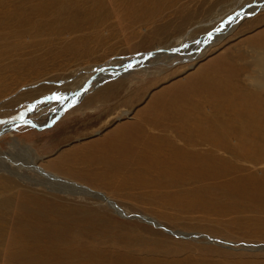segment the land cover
I'll return each instance as SVG.
<instances>
[{
  "label": "rangeland",
  "instance_id": "374dc122",
  "mask_svg": "<svg viewBox=\"0 0 264 264\" xmlns=\"http://www.w3.org/2000/svg\"><path fill=\"white\" fill-rule=\"evenodd\" d=\"M263 43L264 0H0V133L14 121L0 135V155L5 156L4 166L64 191L30 186L2 166L0 179L10 182L16 198L42 207V221L33 224L32 236L44 228L51 234L54 225L48 219L57 216L64 225L81 223L91 233L76 243L86 249V257L95 248L104 259L101 264H264V206L260 209L255 202L264 204V174L221 173L217 164L225 160L241 169L264 170V138L209 137L202 131L186 136L184 128L175 126L180 122L176 106L165 105L163 99L170 97L160 95L174 89L225 91L240 97L224 102L231 109L239 104L241 119L264 121V89L252 84L249 53L243 51L262 50ZM182 44L198 49L182 51ZM155 54L161 57L154 60ZM142 56L148 58L135 64ZM101 68L119 69L97 81L96 70ZM196 92L193 123L202 119V110L215 113L208 105L213 102H198ZM69 96H75L73 101H67ZM102 140L119 153L108 154ZM74 149L99 152L102 160L84 153L88 156L83 160L90 164L80 166L69 157L67 166L58 167L57 156L72 157ZM120 153L131 155L134 165L153 162L165 167L161 172L177 171L161 173L170 183L159 188L161 193H177L175 207L182 211L167 212L157 206L162 201L151 205L132 199L145 194L147 187L134 182L121 188L111 184L118 177L102 176L109 168L106 160H124ZM189 156L192 175L183 169ZM211 158L216 159L215 173L201 174L205 159ZM121 165L114 170L120 180L125 176ZM68 175L107 194L123 212L90 195L69 194L70 188H77L67 187ZM229 206L236 211L217 213Z\"/></svg>",
  "mask_w": 264,
  "mask_h": 264
},
{
  "label": "bare ground",
  "instance_id": "6f19581e",
  "mask_svg": "<svg viewBox=\"0 0 264 264\" xmlns=\"http://www.w3.org/2000/svg\"><path fill=\"white\" fill-rule=\"evenodd\" d=\"M254 8L255 7H253L249 11H253ZM243 15H245V14H243ZM222 26H224V25H222ZM217 31H219V29H217ZM215 35H217V34H215ZM202 40H203V38H200L201 42H202ZM206 40H207V38H206ZM200 41H199V44H200ZM186 46H187V44H184V45L182 44V48L184 47V49L182 51H188L189 49L191 50L192 48H195V47L197 48L196 44L189 45L187 48H186ZM166 54L169 56H172L170 53L166 52ZM257 56L258 57L262 56V54L258 53ZM151 57L154 60H158L161 56L160 55L156 56V54H155V55H152ZM145 58H148V57L147 56L138 57V59L135 60L134 62L136 64L137 61L140 62L142 59H145ZM164 58H166V57H164ZM133 63H130V64H133ZM109 69H112V70H109ZM118 69L113 70V68H107V69L101 68V70H96L97 73L95 75H97L98 77L95 76L96 77V79H95V77L93 76L94 78L92 77L91 79L92 80L93 79H95V80L99 79L97 81H101L102 80V79L100 80L101 77L107 79L108 78L107 72H109V71L115 72V71H118ZM259 70H260V73H262L264 71V63L260 66ZM254 80L255 81L252 82L253 85L264 89V77L263 76H260L259 78L254 79ZM85 87L86 86L84 85V88ZM80 90H81L80 92H83V89H80ZM72 98H75V96L74 97L69 96V98H67L68 99L67 101H69V99H70V101H73ZM64 100H65V98L62 99V101H64ZM64 105L65 104H63L62 106L58 105L57 108H59V107L63 108ZM27 123L31 124L29 122H27ZM8 124H10V125H8V127L1 129V133L8 132L11 125L14 124V121L9 122ZM135 127L136 126H133V128H135ZM1 133H0V135H1ZM102 142H103L102 144L106 145L105 151H107L108 154L110 153L111 155L114 156L115 153L112 149H110L108 147L107 141L102 140ZM119 145H123V143L119 141ZM178 153H180V152H178ZM178 155H181V153ZM4 158H5L4 155H0V170H4V169H2V166H3V168H5L4 171L8 175H11V173H13V175L16 179H19V180L23 181L24 183H26L30 186H33V187H35V186L43 187L41 185H44V187H50V189H52V191L64 192L62 189H58V188L54 187L50 181H44L42 179L41 180L35 179L34 177L29 176L28 174H26V173H24L18 169H11L7 166H4L5 165ZM112 158H113V161L106 160L108 162L109 168H107L106 173L105 172L102 173L103 174L102 176L107 174L108 177H110L112 175L118 177V178H112L113 182L111 181V184L112 185H119L121 188H123L128 184L127 177L121 176L123 178L120 180L118 172L114 171L116 168V165L123 164V160L120 156H115ZM95 159H97L99 161L102 160V156H100L99 152L97 154V158H95ZM103 160H105V159H103ZM74 161L77 164H80V166L82 164H86V163L90 164L89 161L86 162L80 156L75 157ZM93 164H96V163L93 162ZM121 166H123V165H121ZM37 169L40 173H42V175H45L47 177H53L48 172H46L40 168H37ZM120 169H122V168H120ZM13 175H11V176H13ZM68 176L69 177H67V181H70V183L67 184V187L70 188L69 186H71V187L77 188V190L70 188L68 190L69 194H71V195H74V194L90 195L91 197H94L95 199H101L108 207L117 211L118 213L121 214L123 212L122 209H120L118 206L115 207L113 205L111 200L108 198L107 194L99 192V190H97V191L93 190V189L89 188V186H85V184L84 185L81 184V182H78V179L80 177L77 175L76 176L68 175ZM124 177H125V179H124ZM134 178H138V180H139V177H137V176H135ZM117 179H119V181H117ZM56 180H57V182H60V183L63 182L64 183L63 179L62 180L56 179ZM109 180H111V178ZM199 181H200V179H199ZM9 184H10V182L8 180H5L4 178L0 179V264H101V262L104 261V259H101L97 256V254H96L97 251H93L95 248H92L90 250V252H91L90 255L88 257H86L84 255V251L86 249L80 248L79 245L76 243V239L79 236L91 234L90 232H88L84 229V227L81 223L76 225L72 221H70V222H68L67 225H64L63 224L64 219L62 217L56 216V218H54V219L49 217V219H48L49 223L54 225L53 226V232L51 234H47V228H44L42 231V234L33 237L32 233L35 231L33 224L35 222H37L39 219H41V221H42V216L44 215V213L42 212V207L41 206L37 207L34 204L30 205L25 200H18L16 198L17 193L9 190V186H8ZM100 184L105 185V186L108 185L107 181H101ZM136 184H138V183H136ZM203 187H201V188H203ZM196 190L198 191V189H196ZM206 190H208V189H206ZM250 191H251V189H250ZM252 192H250V193H252ZM200 193H202V192H200ZM177 198H179V197H177ZM183 202H188V199L186 201L184 200ZM183 202H182V204H183ZM192 202H194V200ZM255 202L261 205L260 209L263 208L262 207V206H264L263 202H260L258 199ZM190 203H191V201H190ZM186 205H188V204H185V206ZM232 210L236 211L235 207L229 206V207L217 210V213L224 214V213L231 212ZM139 217L147 223L153 224V225L161 227V228H165L161 224L155 222V220L150 218V217H147L144 215H142V216L140 215ZM136 218H138V217H136ZM27 219H30L31 222H27L26 221ZM26 227H27V229H26ZM176 234L181 235V233H178V232H176ZM208 240L212 241L214 243L216 242L215 239L212 237L208 238ZM41 245H43L44 247H41ZM102 263H104V262H102Z\"/></svg>",
  "mask_w": 264,
  "mask_h": 264
},
{
  "label": "crops",
  "instance_id": "0c3cea01",
  "mask_svg": "<svg viewBox=\"0 0 264 264\" xmlns=\"http://www.w3.org/2000/svg\"><path fill=\"white\" fill-rule=\"evenodd\" d=\"M262 44V43H261ZM264 44V43H263ZM245 53H249L248 56L250 57V66L249 68V72L253 73V78L257 79L260 76L264 77V71L262 73H260V66L264 63V49L256 51L255 49L251 48L250 50H243ZM259 54H262V56H257ZM248 65V63H247ZM219 67V66H218ZM220 68V67H219ZM247 68V67H246ZM225 69V68H224ZM222 70V69H221ZM173 90V89H171ZM193 91L196 92L195 89H182L181 91L177 90H173V91H169V92H165L162 91V93L160 95L164 96V95H168L170 98L169 99H163V102L165 105H167V102H170L171 105L176 106L177 110H176V119H178L180 122L176 123V127H178L179 129L184 128L183 132L184 135L186 136H192L193 131L194 132H198V131H202L203 133L205 132L209 137H219V138H235V137H241V136H246V137H252V138H264V135H259V134H263L264 131H260V130H252V129H263L264 128V121H258V120H252V119H241L240 118V105L236 104V108L235 109H231L228 108L227 105L225 104L224 100H238V98H240L239 96H237L236 94H232L229 93L227 94L225 91H218V90H208V91H199L197 89V94L198 96H204L201 98H197V101H202V100H206L207 104L210 102H213L211 104H208L211 108H215V113H211V112H206V111H200V117L202 119L196 121V123L192 122V114L194 112V104H193V98H194V94ZM217 104H214V103ZM240 103V102H239ZM169 105V104H168ZM223 108V109H222ZM225 109V110H224ZM220 110V111H218ZM218 111V112H217ZM215 114V115H214ZM193 124H196L193 126ZM194 129V130H193ZM196 129V131H195ZM200 129V130H197ZM116 142V141H115ZM126 143V142H125ZM119 143L116 142L115 145H118ZM103 146V149H106V145L105 144H101ZM108 147L110 149L113 150L114 146L113 145H109L108 143ZM91 150H88V152L83 151L82 149H74V153H78V154H83V156L81 155H77L74 154L72 152V157H71V153L68 154H59L55 160V162L57 163L58 167L62 166L65 167L67 166V159L70 157V159L75 157L80 156L81 158H86L84 156H88L90 154ZM103 151V150H102ZM113 151H117L119 153V150L115 149ZM84 153H88V155L84 154ZM98 152H93L91 156H97ZM121 154V153H120ZM123 155V154H121ZM97 158V157H96ZM187 158H189L190 162L189 165L187 166L185 164V167L183 168L184 165L181 164V169L183 168L185 169H189L190 171L188 172L189 174L192 175V169H193V163H192V156L189 157H185V159L187 160ZM123 166H122V170L120 172L121 175H125V177H127V182L128 185L132 184L134 182H137L138 185L140 186H144L147 187V190H145L140 196H131L132 199H142V200H147L148 204L151 205H156V203H158V201H162V205H158V207L164 208L166 209V211L169 209H178V207L176 206V195L178 196L177 193H172L169 191H164V193H161L160 188H159V184H168L170 183V179H166V181H163V178L161 173H166V172H161L160 170L162 169L163 166H161V164H153V162H150L147 165H141L139 166L134 165L133 160L131 158V155H123ZM208 161V163L206 165H203L201 167V174H214V168L215 163L213 161H215V158H211V159H205ZM218 161V165H219V169L221 173H243V174H248V175H252V172L255 174H264V170L258 171V170H254L252 168H239L235 163L232 162H228L225 160H217ZM134 166H136L137 168H133ZM170 166V165H169ZM168 166V167H169ZM128 168L127 171H125L124 169ZM165 168V167H163ZM136 169L137 173L132 172L131 170ZM182 169V170H183ZM160 171V172H159ZM185 172V171H183ZM157 173V174H155ZM177 171H174L172 173H166L164 174V176H170V175H176ZM183 174V173H180ZM127 175V176H126ZM133 175V176H132ZM135 176L139 177L138 178H134ZM160 176V177H159ZM175 182V180L173 181V183ZM139 186V187H140ZM151 187H154L155 190L151 189ZM150 191H149V190ZM158 194H157V193ZM133 193V192H132ZM157 201V202H156ZM176 203V204H175ZM178 205V204H177ZM166 211H163L166 212ZM182 211V207L179 206L178 212ZM169 212V211H167ZM167 214V213H166ZM170 215V214H168ZM167 216V215H166Z\"/></svg>",
  "mask_w": 264,
  "mask_h": 264
},
{
  "label": "snow or ice",
  "instance_id": "6c2138e0",
  "mask_svg": "<svg viewBox=\"0 0 264 264\" xmlns=\"http://www.w3.org/2000/svg\"><path fill=\"white\" fill-rule=\"evenodd\" d=\"M55 99H59V97H54Z\"/></svg>",
  "mask_w": 264,
  "mask_h": 264
}]
</instances>
